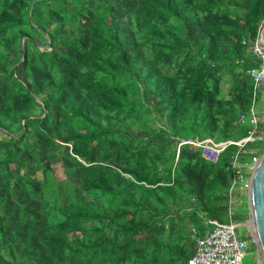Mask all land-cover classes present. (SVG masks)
<instances>
[{"label": "trees", "instance_id": "16d2710c", "mask_svg": "<svg viewBox=\"0 0 264 264\" xmlns=\"http://www.w3.org/2000/svg\"><path fill=\"white\" fill-rule=\"evenodd\" d=\"M263 23L264 0H0V264H187L191 228L243 222L236 148L177 144L245 137Z\"/></svg>", "mask_w": 264, "mask_h": 264}, {"label": "built area", "instance_id": "2783aa9c", "mask_svg": "<svg viewBox=\"0 0 264 264\" xmlns=\"http://www.w3.org/2000/svg\"><path fill=\"white\" fill-rule=\"evenodd\" d=\"M261 26L256 38L248 45V52L255 61V66L247 71L251 80V94L247 112L239 117L241 123L245 119L250 125V129L242 139L238 141L213 142L210 139L200 140H180L177 147L190 146L199 150L201 158L208 163H215L219 155L229 146H234L236 151L231 156L226 170L230 172L231 181L228 188L229 194H232L235 188L248 191L249 180L252 170L258 161L259 156L252 155V152L246 151L245 146L259 137H255L260 130L264 134V44L259 38ZM262 95V100L260 99ZM261 100L260 110L257 114L254 112V105L257 100ZM249 155L248 161H242L241 155ZM247 170L246 176L243 171ZM242 183L241 189L238 184ZM233 207H231L232 210ZM231 212L228 210V215ZM208 226L205 227L202 234L194 229H190V239L193 241V254L187 260V264H241V260L247 250L245 241L238 238L236 233L237 224L230 220L227 223H218L211 220H203Z\"/></svg>", "mask_w": 264, "mask_h": 264}, {"label": "water", "instance_id": "95a60500", "mask_svg": "<svg viewBox=\"0 0 264 264\" xmlns=\"http://www.w3.org/2000/svg\"><path fill=\"white\" fill-rule=\"evenodd\" d=\"M259 38L264 44V23L261 26ZM21 52L23 56V43ZM247 206L251 238L256 246L257 255L260 257L261 263L264 264V151L258 157L250 176Z\"/></svg>", "mask_w": 264, "mask_h": 264}, {"label": "rangeland", "instance_id": "374dc122", "mask_svg": "<svg viewBox=\"0 0 264 264\" xmlns=\"http://www.w3.org/2000/svg\"><path fill=\"white\" fill-rule=\"evenodd\" d=\"M260 99L262 100V95H260ZM261 100L258 99L254 105L253 109H254L255 114H257L260 110ZM263 151H264V149L261 151V153H259L258 156H260L263 153ZM248 162H250V161H248ZM247 173H248L247 170L243 171L244 176H246ZM54 174L56 177L61 178L62 177L61 169H59L57 166H55L54 167ZM241 185H242V183L238 184V188L241 189ZM247 193H248V191L239 190L237 188H235L234 191L232 192V199H231V201H232L231 203H233L232 213H234L235 215H241V216L245 214V220L243 222L237 223L238 226L236 227V233H237L238 238L241 234L244 233V231L247 232L251 236V230H250L249 221H248L249 211H248V206H247ZM244 205H246V206H244ZM251 243L254 244V241L252 238L250 239V241H246L247 250L250 249ZM254 248H255V254L254 255H252V253H250V251H247V250L245 251V255L241 260V264H262L260 257L257 255L258 253L256 251L255 244H254Z\"/></svg>", "mask_w": 264, "mask_h": 264}, {"label": "crops", "instance_id": "0c3cea01", "mask_svg": "<svg viewBox=\"0 0 264 264\" xmlns=\"http://www.w3.org/2000/svg\"><path fill=\"white\" fill-rule=\"evenodd\" d=\"M202 234V233H201Z\"/></svg>", "mask_w": 264, "mask_h": 264}]
</instances>
